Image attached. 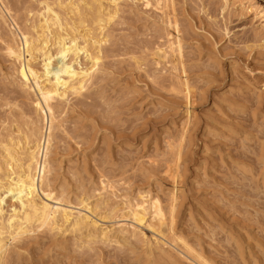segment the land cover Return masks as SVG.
Listing matches in <instances>:
<instances>
[{"label":"rangeland","instance_id":"1","mask_svg":"<svg viewBox=\"0 0 264 264\" xmlns=\"http://www.w3.org/2000/svg\"><path fill=\"white\" fill-rule=\"evenodd\" d=\"M45 1L0 0V159L47 129L7 50ZM123 1L89 88L53 103L44 188L74 208L89 199L117 228L145 194L170 231L153 234L151 212L117 242L40 229L9 244L4 264H264V0Z\"/></svg>","mask_w":264,"mask_h":264},{"label":"bare ground","instance_id":"2","mask_svg":"<svg viewBox=\"0 0 264 264\" xmlns=\"http://www.w3.org/2000/svg\"><path fill=\"white\" fill-rule=\"evenodd\" d=\"M143 1L146 6L151 5L152 1L159 5V0ZM122 2L124 1H45L41 3L42 9L37 13V20L31 30L25 33L22 31V44L7 49L13 62L19 64L17 74L24 87L30 89L29 92L34 89L37 95L35 107L37 112L43 115L42 122L47 124V129L45 133H40L39 138L35 134L30 136L31 132L29 135H23L21 139L25 142L22 146L17 142L4 144L2 147L0 264L7 260L5 258L9 252V244L25 240L40 229H48L47 231H55L58 234L68 231L74 234V237L84 239L86 245L117 242L118 239L129 240L130 237H135L137 228L142 229L148 223L146 218L150 212L152 220H148L149 224L146 226L153 234L162 236L164 231L161 233V228L166 226L170 229L160 201L151 200L145 194L139 193V197L134 201L127 200L126 213L131 225L124 222L129 226L124 224V227H119L117 224V228L113 225L105 227V222L103 225L99 224V218L94 214L96 209L90 207L89 199L83 198L80 200V208H74L72 203L57 199L52 192L45 191L44 188L50 172L48 155L52 133L56 130V111L54 112L53 103L67 104L70 98L82 96L89 88L100 69L102 48L108 38L107 25L118 15ZM176 50L180 55L179 45ZM159 51L162 52L161 58L167 55L165 51ZM82 59L87 62L84 66L81 64ZM172 200L170 208L173 211L175 201ZM9 201L12 202L11 205H8ZM100 220L103 222V219ZM163 237L164 235L162 239ZM152 244L154 245L153 242ZM157 250L158 248L155 252Z\"/></svg>","mask_w":264,"mask_h":264}]
</instances>
